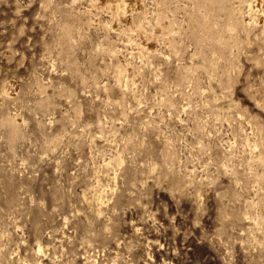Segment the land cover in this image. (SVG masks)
Instances as JSON below:
<instances>
[{"label":"rangeland","instance_id":"rangeland-1","mask_svg":"<svg viewBox=\"0 0 264 264\" xmlns=\"http://www.w3.org/2000/svg\"><path fill=\"white\" fill-rule=\"evenodd\" d=\"M0 264H264V0H0Z\"/></svg>","mask_w":264,"mask_h":264},{"label":"bare ground","instance_id":"bare-ground-1","mask_svg":"<svg viewBox=\"0 0 264 264\" xmlns=\"http://www.w3.org/2000/svg\"><path fill=\"white\" fill-rule=\"evenodd\" d=\"M11 92H12V91H11ZM119 155H120V154H119ZM119 155H118V156H119ZM116 159H117V158H116ZM116 159H115V160H116ZM118 159H119V158H118ZM114 162H115V161H114ZM9 183H10V182H9ZM9 183H8V184H9ZM99 195H100V194H99ZM98 197H99V196H98ZM13 198H14V197H12L11 200H12ZM96 215H97V214H96ZM5 236H6V235H5ZM5 240H6V239H5ZM3 242H4V241H3ZM5 245H6V244H5ZM37 246H39V245L37 244ZM37 248H38V247H37ZM39 249H42L41 246L39 247ZM1 250H2V249H1ZM2 254H3V253H2Z\"/></svg>","mask_w":264,"mask_h":264}]
</instances>
